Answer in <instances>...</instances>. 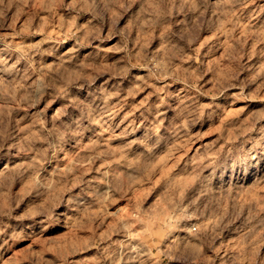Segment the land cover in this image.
<instances>
[{
    "label": "rangeland",
    "instance_id": "obj_1",
    "mask_svg": "<svg viewBox=\"0 0 264 264\" xmlns=\"http://www.w3.org/2000/svg\"><path fill=\"white\" fill-rule=\"evenodd\" d=\"M0 264H264V0H0Z\"/></svg>",
    "mask_w": 264,
    "mask_h": 264
}]
</instances>
